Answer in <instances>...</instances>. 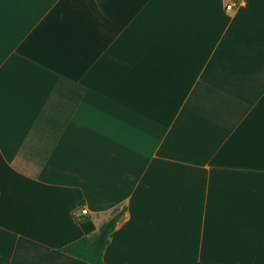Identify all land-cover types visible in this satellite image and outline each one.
Listing matches in <instances>:
<instances>
[{
	"label": "crops",
	"instance_id": "1",
	"mask_svg": "<svg viewBox=\"0 0 264 264\" xmlns=\"http://www.w3.org/2000/svg\"><path fill=\"white\" fill-rule=\"evenodd\" d=\"M228 1L0 0V264H92L120 211L106 264H264V0Z\"/></svg>",
	"mask_w": 264,
	"mask_h": 264
},
{
	"label": "trees",
	"instance_id": "2",
	"mask_svg": "<svg viewBox=\"0 0 264 264\" xmlns=\"http://www.w3.org/2000/svg\"><path fill=\"white\" fill-rule=\"evenodd\" d=\"M122 215L123 211L113 214L112 217L101 226L97 233L77 239L63 247V250L87 260L92 264H106L104 260V251Z\"/></svg>",
	"mask_w": 264,
	"mask_h": 264
},
{
	"label": "built area",
	"instance_id": "3",
	"mask_svg": "<svg viewBox=\"0 0 264 264\" xmlns=\"http://www.w3.org/2000/svg\"><path fill=\"white\" fill-rule=\"evenodd\" d=\"M241 2H242L241 0H229L226 3V9L227 10H234L240 6ZM88 213H89L88 207H84L82 209H77L74 212L76 218H78V219L82 218L85 214H88Z\"/></svg>",
	"mask_w": 264,
	"mask_h": 264
}]
</instances>
